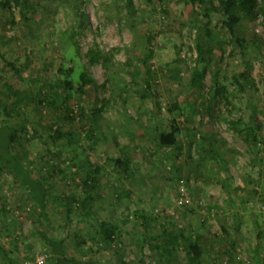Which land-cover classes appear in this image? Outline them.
<instances>
[{
	"label": "rangeland",
	"instance_id": "rangeland-1",
	"mask_svg": "<svg viewBox=\"0 0 264 264\" xmlns=\"http://www.w3.org/2000/svg\"><path fill=\"white\" fill-rule=\"evenodd\" d=\"M132 2L135 14L125 10L124 0H28L29 4L37 6V11L23 21L15 9L16 24L12 26L8 23V15L0 11V55L14 62L21 77L27 80L25 85L7 69L0 70V97L12 100L8 86L24 95L36 96L42 85L53 80L62 59H65V67H72L71 80L75 83L83 70L99 86L107 81L104 89L89 88L83 96L72 93L68 103L81 112V109L90 111L96 102L105 100L102 116L95 119L105 140L100 137L95 145L85 142L80 135V131L84 132L82 123L70 125L60 115L54 120L51 107L45 105L32 103L26 106L23 120L16 118L13 125L23 121L31 130L32 118H38L41 124L55 122L64 134L73 133L74 143H67L65 139L50 149L53 152L62 150L69 159L74 155L80 164L87 159L103 164L106 158H128L133 170L128 178L113 171L110 163L105 164L107 175L101 180L99 195L102 200L93 206L94 219L121 221L128 215L130 220L131 212L143 210L151 220L132 218L121 226V235L113 244H101L100 238L94 236L95 228L79 222L77 216L69 230L64 229L59 211L47 214L48 225L36 219L37 211L27 203L25 195L13 187L9 171L3 168L0 170V246L11 252L12 264L33 263L35 255L40 252L48 255L45 264H54L48 250L41 247V230L55 240H65L68 252L74 257L93 258L98 264L122 261L130 264H181L183 249L178 251L175 259L166 263L156 256L151 244L141 247L138 235L144 233L147 239L159 234L162 227L170 230L183 228L186 232L199 231L204 236V264H264V241H257L255 230L257 225L264 230V210L258 196L249 200L246 195L250 190L246 175L249 173L253 179L257 178L258 160L239 137L228 130L226 122L239 117L246 122L253 105H256L264 131L263 61L252 48L249 49L246 57L253 59L257 88L246 85L242 92L235 86L230 88L234 75L242 72V57L236 46L217 35L219 48L227 46L225 54L220 59L219 48H216L202 90L192 89L188 85L196 59L195 30L190 29V22H196L192 8L175 4L173 0ZM242 29L248 40L254 36L261 38L264 58L261 16L254 20L243 19ZM149 33L156 35L152 42L154 57L149 63L159 77L154 83L155 89L163 98V105L177 101L184 112L177 119L186 129L180 136L179 152L156 147L153 137L159 131H167L169 116L162 110L159 119L153 118L151 102L141 105L139 100L141 77L133 83L126 74V61L136 63V59L145 53ZM94 44L105 53L119 49L106 69L100 64L88 66L83 57ZM176 48L180 57L175 62ZM177 73L179 81H174ZM33 80L32 84L28 83ZM214 80L234 93L231 106L211 104L208 110L199 102L200 96L208 100L207 94L211 93L209 90ZM56 94L61 95L60 91ZM114 135H117V144ZM25 153L27 160L23 163H32L36 175L46 176L55 157L44 153L41 143L36 140ZM84 167L86 165L81 164V169ZM68 175L50 180L54 194L69 185ZM238 184L242 188L239 194L233 190ZM180 185L187 189V195L201 197L204 204L194 200L187 209L176 206ZM237 195L247 202L244 206L240 205ZM210 197L214 198L211 203ZM209 204L213 206L210 212L206 209ZM222 226L227 228L228 236L222 233ZM76 242L81 247H77ZM8 263L7 257L0 253V264Z\"/></svg>",
	"mask_w": 264,
	"mask_h": 264
},
{
	"label": "trees",
	"instance_id": "trees-1",
	"mask_svg": "<svg viewBox=\"0 0 264 264\" xmlns=\"http://www.w3.org/2000/svg\"><path fill=\"white\" fill-rule=\"evenodd\" d=\"M173 3L190 6L193 10L192 13L196 17L195 24L190 22L192 23L190 24V29L195 30L194 47L196 59L194 60L195 65L191 70L188 85L192 89H197V91L202 90L205 74L214 61V52L216 48L220 47L216 41L218 39L217 35H221L223 39L227 40L228 44L236 46L242 57V72L234 75L229 85L231 86L230 88L235 86L238 91L242 92L246 85H250L256 89L257 79H254L255 69L253 59L247 58L246 52L249 49H253L256 56L261 58L264 63V58L261 55L262 40L257 36L248 40L242 29V20H254L257 16H261L264 23V0H173ZM36 7V5L29 4L28 0H0V11L8 15V23L11 26L16 24L15 9L20 12L21 18L25 21L30 13L37 11ZM124 7L129 14H135L132 0H124ZM163 11L167 13V11ZM155 37L156 35L147 34L145 53L136 59V63L126 61L125 66L128 69L126 74L131 78L133 83L141 77L142 83L138 89L139 100L141 105L149 101L151 102L153 118L159 119L162 110L168 114L169 118L166 120L167 131H159L153 139L157 148L174 153L181 151L180 136L186 129L184 124L180 123L177 119L184 112L177 101L173 103L166 102L163 105L162 101L164 100L155 89L154 83L159 77L149 64L154 57L152 42ZM12 40L13 38L8 41ZM226 48V45L219 48L220 59L224 56ZM115 52H119V49L114 48L110 53H105L94 44L87 49L83 57L86 58L88 66L100 64L106 69ZM175 55L177 56L175 58L176 62L180 57L178 48H176ZM64 61L65 59H62L56 68L53 80L48 85H42L43 87L37 92L36 96H33V94L24 95L23 92L8 86L7 89L11 93L10 99L12 100H9L8 97H0V170L6 168L9 171L13 187L21 191L25 195L27 203L37 211L36 219L43 220L48 225L49 217L47 214H50L53 210L59 211L64 222V229L69 230L73 225V218L77 216L79 222L95 228L94 236L95 238H100L101 241L99 242L101 244H113L121 235V226L132 218L144 221L151 220L150 217L144 215L143 210L131 212L130 217L132 218L130 220L128 215L122 218L121 221L94 219L95 212L93 206L96 202L102 200L99 190L101 180L107 175L105 164L110 163L113 171L117 174L121 173L125 178H128L133 174L128 158H106V162L103 164L88 162L87 159V162L81 163L86 165V167L81 169V164L76 160V156L73 155L69 159L62 150L57 149L53 152L50 149V146L55 147L59 142H64L65 139H67V143H74L72 138L73 133L64 134L55 122L41 124L38 118L31 119V130L28 129L26 123L23 121L17 126L13 125L16 118L23 120L25 107L33 103L35 106L45 105L46 107H51L54 120L60 118V115L62 120L70 125H73L75 122L82 123L84 129H81L84 132L80 131V135L82 134L85 142L89 141V144L93 143L95 145L100 141V137H102V140H105L95 120L97 117L102 116L105 100L96 102L90 111L81 109V112H78V109L70 107L68 103L72 93L77 96H83L88 92L89 88L94 90L104 89L103 86H105L104 84L107 81L99 86L97 81L89 76L86 70H83L79 75V81L75 83L71 80L73 69L72 67H65ZM4 68L21 79L25 85L27 84V80L24 81V78L21 77L17 65L7 60L3 55H0V70ZM142 69L143 72L140 71ZM262 74V82L264 83V72ZM178 78L177 73L173 80L179 81ZM33 82L35 81H29L28 83L32 84ZM57 91H60L61 95H57ZM209 91L211 93L207 94L208 100L203 99L201 96L199 100L200 103L207 107L206 109L209 110L210 106H215L219 103H224L226 106L233 104L231 101L234 95L232 90L229 91L226 86L216 83L215 80L214 85L210 87ZM257 110V106L253 105L246 122L242 117L226 122L228 130L237 135L250 153H253L258 160L257 178L253 179L249 173L246 175L247 184L250 185V190L247 191L246 195L249 200L253 199L254 196H258V200L262 205L261 209L264 210V131L262 118L259 116ZM144 133H147V131ZM97 134H99V137H97ZM113 138L115 144H117V135H114ZM35 140L41 143L44 153L55 157L54 164L45 174L46 176L41 174L36 175L32 163L28 165L23 163L27 160L26 148ZM151 156H154V154L151 153ZM66 173L70 177L68 179L69 185H65V188L60 193L54 194L50 180H56L58 177L63 178ZM71 187L74 189L71 190ZM233 188L237 194L242 190L239 184L233 186ZM185 190V196L189 195L188 198H190L191 203L184 204L180 208H189L194 200L200 204L201 197L192 194L187 195V189L185 188ZM237 196L240 199V205L244 206L247 202L239 195ZM209 200L211 203L214 201V198L210 197ZM206 209L210 212L213 206L209 204ZM146 226L144 225V228ZM260 226L257 225L255 228L256 239L258 242H263L264 230ZM234 231L236 232L237 229H234ZM222 233L225 236L229 235L227 228L224 226H222ZM145 236L144 233L138 235L140 246L142 247L146 243L151 244L150 248L156 253V256L164 262L166 261V263H169L171 259H175L178 251L183 249L181 264H204L203 258L206 252L203 246L204 236L199 231L186 232L183 228L170 230L162 227V231L159 234L150 236L147 239L144 238ZM39 237L42 249L48 250L54 260V264H98L93 258L80 259L71 255L63 239L55 240L41 230L39 231ZM76 246L81 247L78 242H76ZM0 253H3L7 257L9 260L8 264H12L11 252L0 246ZM117 264L130 263L122 261Z\"/></svg>",
	"mask_w": 264,
	"mask_h": 264
},
{
	"label": "built area",
	"instance_id": "built-area-1",
	"mask_svg": "<svg viewBox=\"0 0 264 264\" xmlns=\"http://www.w3.org/2000/svg\"><path fill=\"white\" fill-rule=\"evenodd\" d=\"M183 182L180 181V184H182ZM181 186V185H180ZM185 188L184 187H180L178 193H179V198H177L175 200V204L176 206L180 207L184 204H190L191 201H190V198H188L187 196H185ZM203 200L200 201V205H203ZM47 258V254L46 253H37L34 257V261L33 263H26V264H44L45 263V260Z\"/></svg>",
	"mask_w": 264,
	"mask_h": 264
}]
</instances>
